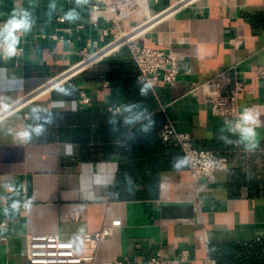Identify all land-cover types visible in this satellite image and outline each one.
<instances>
[{"label": "crops", "instance_id": "0c3cea01", "mask_svg": "<svg viewBox=\"0 0 264 264\" xmlns=\"http://www.w3.org/2000/svg\"><path fill=\"white\" fill-rule=\"evenodd\" d=\"M89 5L0 0V25L14 11L32 20L22 55L0 59V220H9L0 264H25L29 234L79 249L80 235L115 221L99 261L143 264L161 251L185 252L177 264H264V126L249 149L193 88L234 69L243 100L264 108V0H185L146 33L179 58L174 86L151 89L126 49L51 86L94 51L89 44L112 40L105 22L90 23ZM166 119L194 147L225 158L213 182L193 179L178 145L157 137Z\"/></svg>", "mask_w": 264, "mask_h": 264}, {"label": "built area", "instance_id": "2783aa9c", "mask_svg": "<svg viewBox=\"0 0 264 264\" xmlns=\"http://www.w3.org/2000/svg\"><path fill=\"white\" fill-rule=\"evenodd\" d=\"M90 23L97 25L99 21L106 23L104 35L111 34L112 40L99 46L96 42L89 44L94 48L90 54H83L82 59L72 68L57 76L49 85H55L63 80L83 71L100 60L126 49L131 61L138 70L139 79L151 89L159 85L174 86L179 76V58L171 51L156 48L146 42L145 35L155 30L166 18L156 21L152 28L143 32L137 38L120 42L119 46L110 49L112 45L124 38L122 25L131 30L141 27L145 22V12H149L152 20L163 13L176 10L180 2L185 0H171L170 6L163 9H153L165 0H89ZM175 8V9H174ZM60 22L63 18L58 19ZM22 55V49L18 47V58ZM0 59H8L0 56ZM70 75L65 76L67 73ZM245 83L233 69V76L227 72L216 74L209 80L194 85V90L201 94L202 102L218 116L223 117L234 127L239 115L245 108H256L261 112V120L264 117V108L257 102H247L242 95ZM88 97L81 94V102H87ZM160 137L163 142L174 141L182 154L183 160L193 179H201L213 182L215 174L226 169L225 158L215 155L213 152L193 146L191 137L186 133L177 132L172 123L166 119ZM1 200V198H0ZM3 202V201H2ZM3 204V203H2ZM5 204V203H4ZM119 225L115 221L110 226L104 227L95 234L80 235V248L75 249L72 241L63 240L56 234H29L25 237V264H124L123 261L112 259L99 261L97 259V246L105 238L110 237L113 227ZM9 227L8 219L0 220V243H5V232ZM186 259V253L182 252L178 259L166 257L161 251L153 257L145 260L143 264H177Z\"/></svg>", "mask_w": 264, "mask_h": 264}, {"label": "clouds", "instance_id": "9594fccd", "mask_svg": "<svg viewBox=\"0 0 264 264\" xmlns=\"http://www.w3.org/2000/svg\"><path fill=\"white\" fill-rule=\"evenodd\" d=\"M31 27L32 20L27 11H14L11 18L5 24L0 25V56L4 58L16 56L22 37L31 30ZM146 94L147 87L142 88L141 95ZM262 126H264V121L261 120V112L256 108H245L240 113L234 127H231L230 130L238 132L241 142L252 149L257 147V129ZM18 135L22 140H27L30 133L25 130L18 133ZM16 206L14 205V207Z\"/></svg>", "mask_w": 264, "mask_h": 264}, {"label": "bare ground", "instance_id": "6f19581e", "mask_svg": "<svg viewBox=\"0 0 264 264\" xmlns=\"http://www.w3.org/2000/svg\"><path fill=\"white\" fill-rule=\"evenodd\" d=\"M171 11H173V9L170 10V11H167V12L163 13L162 15H160L159 17H157L156 19H154V21H152V19L150 18L149 12H145L144 13V15H145V22H144V24L141 27H139V28H137L135 30H131L127 26L125 27L124 25H122V31H123V34H124V38L122 40H120L119 42L115 43V45H112V47H110L109 50L118 47L120 45L119 43L122 42V41H124V40L126 41L127 39H131V38H134L135 39V38L141 36L143 34V32H145L146 30L150 29V27H152L155 24L154 23L155 20H159L160 18H163L164 15L168 14ZM149 18H150V20H149ZM71 73L72 72H69L65 76H68Z\"/></svg>", "mask_w": 264, "mask_h": 264}, {"label": "trees", "instance_id": "16d2710c", "mask_svg": "<svg viewBox=\"0 0 264 264\" xmlns=\"http://www.w3.org/2000/svg\"><path fill=\"white\" fill-rule=\"evenodd\" d=\"M159 132H160V128L158 129V132H157V137H159ZM136 145V144H135ZM136 156V154H134V153H132L129 157H135ZM134 196V195H133Z\"/></svg>", "mask_w": 264, "mask_h": 264}, {"label": "rangeland", "instance_id": "374dc122", "mask_svg": "<svg viewBox=\"0 0 264 264\" xmlns=\"http://www.w3.org/2000/svg\"><path fill=\"white\" fill-rule=\"evenodd\" d=\"M149 20H150V18H149ZM152 21H154V20H152Z\"/></svg>", "mask_w": 264, "mask_h": 264}]
</instances>
